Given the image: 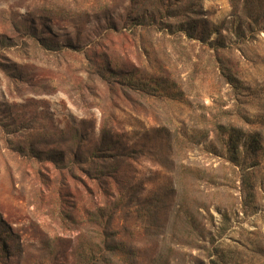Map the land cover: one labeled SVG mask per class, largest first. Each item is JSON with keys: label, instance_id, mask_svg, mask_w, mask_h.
Returning <instances> with one entry per match:
<instances>
[{"label": "rangeland", "instance_id": "obj_1", "mask_svg": "<svg viewBox=\"0 0 264 264\" xmlns=\"http://www.w3.org/2000/svg\"><path fill=\"white\" fill-rule=\"evenodd\" d=\"M0 264H264V0H0Z\"/></svg>", "mask_w": 264, "mask_h": 264}]
</instances>
